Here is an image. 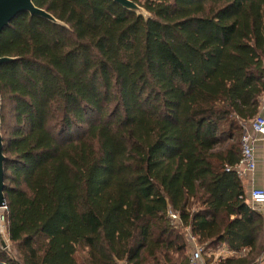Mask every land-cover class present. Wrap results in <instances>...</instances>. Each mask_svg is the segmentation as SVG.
<instances>
[{"label":"trees","instance_id":"1","mask_svg":"<svg viewBox=\"0 0 264 264\" xmlns=\"http://www.w3.org/2000/svg\"><path fill=\"white\" fill-rule=\"evenodd\" d=\"M131 1L150 18L34 0L64 26L24 14L1 36L16 59L0 91L18 253L0 249L1 264H177L187 232L206 264L223 247L235 255L218 264L263 253L234 169L264 96V0Z\"/></svg>","mask_w":264,"mask_h":264},{"label":"built area","instance_id":"2","mask_svg":"<svg viewBox=\"0 0 264 264\" xmlns=\"http://www.w3.org/2000/svg\"><path fill=\"white\" fill-rule=\"evenodd\" d=\"M260 111L264 109V96L260 99ZM244 132L241 139V159L239 164L234 169L240 178H246L253 176L257 169V161L255 157V141L256 136H264V117L259 114L252 120L243 123ZM249 205L252 209H255L258 205H264V189H252L248 198ZM1 222L4 225H0V237L6 229V216L8 214V207L5 205L0 208ZM168 217L172 222L178 220V214L172 211L168 212ZM187 244L191 250L188 264H206L204 259V246L197 242V239L187 232ZM3 248V246H2ZM6 250L5 248H3ZM8 249V248H7ZM259 264V261L257 262Z\"/></svg>","mask_w":264,"mask_h":264},{"label":"water","instance_id":"3","mask_svg":"<svg viewBox=\"0 0 264 264\" xmlns=\"http://www.w3.org/2000/svg\"><path fill=\"white\" fill-rule=\"evenodd\" d=\"M116 4L120 5L124 9L137 14L138 16L144 17L142 12H146L145 9L131 0H113ZM147 13V12H146ZM29 14L31 16L45 19L56 25H63L57 21L47 11L37 8L34 4V0H0V40L3 32L10 26V24L19 16ZM150 18V17H149ZM148 19V18H147ZM16 59L9 57H0V66L6 63L14 62ZM2 97L0 91V208L6 205L5 196V163L6 156L4 155V139L2 135ZM3 248L7 249V244L2 241ZM19 264V263H17Z\"/></svg>","mask_w":264,"mask_h":264},{"label":"crops","instance_id":"4","mask_svg":"<svg viewBox=\"0 0 264 264\" xmlns=\"http://www.w3.org/2000/svg\"><path fill=\"white\" fill-rule=\"evenodd\" d=\"M261 115L264 117V109L260 111ZM255 141V157L257 161V169L253 176L243 178V184L246 192L247 198L250 196L252 189H264V136H256ZM255 210L262 216L264 220V205H258ZM263 253L259 258V264H264V235L262 240ZM235 253L230 252L227 248L223 247L217 252H212L210 254L213 257L211 264H218L221 260L233 257ZM240 254V256H243ZM205 259V257H204ZM206 261V260H205Z\"/></svg>","mask_w":264,"mask_h":264},{"label":"rangeland","instance_id":"5","mask_svg":"<svg viewBox=\"0 0 264 264\" xmlns=\"http://www.w3.org/2000/svg\"><path fill=\"white\" fill-rule=\"evenodd\" d=\"M141 7V6H140ZM142 8V7H141ZM142 14L144 15L145 18H149L150 15L146 12H142ZM7 126V125H6ZM3 214L1 213V210H0V225H4L3 222H1V216ZM2 241H5L6 244H7V248L6 250H4L2 248ZM0 249L2 251H4L5 253L7 252L8 254H10L12 257H16L17 256V251L15 249V247L10 243L9 241V236H8V232H7V227L6 229L4 230L3 232V235H2V239L0 237ZM190 254H191V250L187 251V253L185 255H174V261L177 263V264H180V262H182L183 260H188V258L190 257ZM210 255V254H209ZM80 257V256H79ZM210 257V256H209ZM1 264V263H0Z\"/></svg>","mask_w":264,"mask_h":264}]
</instances>
